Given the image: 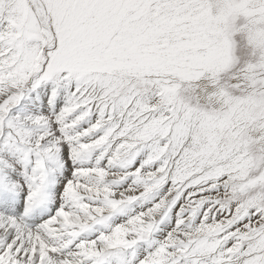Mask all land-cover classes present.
I'll use <instances>...</instances> for the list:
<instances>
[{
  "label": "snow or ice",
  "instance_id": "6c2138e0",
  "mask_svg": "<svg viewBox=\"0 0 264 264\" xmlns=\"http://www.w3.org/2000/svg\"><path fill=\"white\" fill-rule=\"evenodd\" d=\"M0 264H264V0H0Z\"/></svg>",
  "mask_w": 264,
  "mask_h": 264
}]
</instances>
